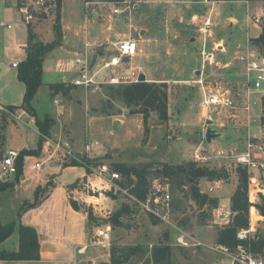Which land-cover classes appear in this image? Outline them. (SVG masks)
<instances>
[{
	"label": "rangeland",
	"instance_id": "374dc122",
	"mask_svg": "<svg viewBox=\"0 0 264 264\" xmlns=\"http://www.w3.org/2000/svg\"><path fill=\"white\" fill-rule=\"evenodd\" d=\"M83 1L62 0L59 19L63 34L65 33L67 39H65L64 46L58 47L63 35L59 28V36H56V31L53 28V14L48 13L49 8L54 11V6L47 5L48 8H38L34 4L35 0H0V74L10 67L12 60L22 58V53L17 54L13 47L14 44L25 41L28 26L36 41L44 44L57 41V45L47 53L44 59L42 85L39 87L33 101L37 117L42 119L44 116H49L55 123L49 126L48 133L45 136L53 142L62 145L68 144L70 149L75 151L71 147L70 137L73 135L76 139L85 141L86 135H89L92 140L98 141V145L93 146L88 153L90 159H93L95 163L106 164L111 171H117L115 170L116 165L148 166L149 191L157 182L160 186L165 182L169 183L168 186L172 196L170 219L173 225L188 231L207 245L218 243L217 234L222 227L213 222L212 210L208 206L202 208L198 206L191 196L188 185L179 186L175 180L160 179L156 177L155 169L162 162L175 165L193 162L192 152L201 144L213 158L206 164L198 166L217 172L220 175L221 184L216 190L209 192L208 187L216 177L204 176L198 180L199 191L210 197H217L219 204L231 205L230 197L239 182L238 166L234 162L233 154L243 150L248 129L258 134L259 126L257 123H251L248 128L243 112H236L231 109L217 114L209 112L201 106L200 86L197 82H194L197 75L191 73L192 68L197 67L198 63L201 62L200 40L197 39L192 43L185 40V45L190 46L188 49H183L182 42L177 41V35L180 36L181 31L176 22L187 9L189 11L188 18L191 19L195 14L192 11L196 8L204 12L197 13L198 23H202L204 15H211L212 37L238 40L244 48L247 38L249 37L248 44L251 45L250 38L258 33V28L260 29L264 23L251 22L249 26L246 24L247 12L250 15H261L263 9L261 0H207L208 2L185 0L183 3H172L169 5L170 8L165 7V13L162 14L164 17L161 19L160 15L156 18L154 14H146V6H142L143 4H139L136 10L132 8L134 3H141V0L128 1L132 5V9L127 15H122L127 22L122 24V28L128 30L129 23L133 24V30L135 27L138 29L140 26L146 24L150 26L152 24L154 33H159L158 41L152 44L141 43L143 50L141 55L139 54L134 61L135 65L141 69L145 79L149 81L157 80L156 83H161L159 82L161 80L166 81L167 89L163 90L167 91L168 94L169 119L166 121H162L155 111H150L147 118H145L146 114L139 107H134L133 112H130V110L127 112L123 103L108 98L109 90L105 85L93 86L87 89H74L70 84L64 83L63 88L58 91L57 98L50 94L47 84L66 77L55 71V64L67 58L74 61L76 56L71 48L78 49L83 42L82 34L74 37V30L83 26L84 23ZM209 1L217 3L211 4ZM21 2L28 4L35 15V20L29 25L23 24L21 21V15L17 9L18 3ZM118 2L109 3L105 6L104 11H111L112 7L119 6ZM89 17L87 18L89 20H87L88 30L93 33L100 31V34H104L107 24L98 27L96 23L90 22ZM1 24L5 26H1ZM7 24H10L11 28H7ZM66 25L67 28L64 27ZM186 29L189 28L186 26ZM197 33L199 32L197 31ZM197 33L194 32V35ZM88 36L91 37V35ZM135 36H137V33ZM4 47H7L10 51H2ZM195 47H199L197 51ZM207 48L208 46L206 47V57L209 53ZM223 62V65H210L206 58L202 80L206 85L224 87L223 89L229 90L238 105H241L244 82L241 80L245 79L243 65L241 63L237 64L232 59L233 73L239 79L229 81L226 77L229 68L225 63L226 61ZM180 79H187V81H181ZM258 96L259 94L254 92L251 99L259 103ZM54 98L58 100V104L53 102ZM60 100L66 106L62 111L59 110L61 108ZM258 103L252 106L251 113L253 116L258 114ZM59 111V118H56ZM232 112H235L236 116L231 118L232 120H228L227 117ZM15 113H21V111L10 109L8 112H2L5 125V141L3 143L0 138V159L2 154L9 148L17 151L27 148V150L34 151L33 154L26 155L32 157L26 158L24 156L22 165V173L26 176L27 181L34 183L35 177L32 175V165L42 155L45 138L40 134L35 120L29 113H23L20 120L12 115ZM116 120H119L120 126L117 130H113L112 124ZM209 120H211V123L208 125ZM207 127L219 134L209 142L205 139ZM38 142H40L39 145ZM82 152H84V148ZM83 156L86 157L85 154ZM69 157L63 156L61 151L58 152L53 159L43 164L40 176L52 175L56 173L58 166L61 167L71 161H77L75 158L68 161ZM89 164L93 165L92 163ZM81 170V168H75L64 171V180H73L80 174ZM47 183L52 186L53 177H50ZM47 183H45V186H47ZM122 185H129L123 175ZM49 186L39 190L40 196H43ZM78 186L84 187L82 181H76L74 187L77 188ZM44 189L46 190L43 191ZM4 191L9 192L10 188ZM4 191L0 192V202L2 206L8 207L12 194H7L3 198L4 194L2 193ZM102 191H104L103 195L99 196L97 193L94 195L91 191L87 193L86 189L81 193L73 190L75 203L79 207L81 206L86 213L91 211L93 218L96 219V224H92L95 225V229L106 225L111 226V230H109L111 248L107 250L97 246L98 249L92 255L93 261L90 264H110V250L112 248L118 249L135 245L151 247L153 244L169 246L171 264H229L224 256L215 253L208 247L185 248L177 245L175 242L176 229L174 227L154 219L142 211L140 207L130 203L123 194L109 190ZM248 193L249 188L247 187V197L250 203L248 217L249 215L252 217V224L256 229L255 236L264 237V215L257 208V204L261 203L260 194L264 195V176H261L260 182L251 189L250 199L254 203L249 199ZM92 195L96 198H92ZM17 197L20 198V195ZM92 204L96 205V210ZM125 206L128 207V211L122 212L118 224L113 226L114 221L112 219L114 215L124 209ZM6 213L2 212L0 219H6ZM109 217L111 223L108 222ZM95 229L90 232L91 241L96 239ZM16 235V233L11 235L5 241L6 245H11L13 241L16 242ZM119 254L120 252L116 251V256ZM122 264H152V262L149 261L147 253L139 252Z\"/></svg>",
	"mask_w": 264,
	"mask_h": 264
},
{
	"label": "built area",
	"instance_id": "2783aa9c",
	"mask_svg": "<svg viewBox=\"0 0 264 264\" xmlns=\"http://www.w3.org/2000/svg\"><path fill=\"white\" fill-rule=\"evenodd\" d=\"M119 6L112 8V12L116 14H126L131 12L132 5L128 0L118 2ZM214 4V1H210ZM34 4L38 7L48 8L45 0H35ZM18 12L21 15L23 24L29 25L35 20V15L32 13L30 6L21 2L18 7ZM250 22L259 23L264 22V8L261 15H250L247 12L246 24ZM2 26H5L1 24ZM10 27L9 24L6 25ZM212 17L210 14L203 17L202 23L199 27V33L202 43L201 56H202V69L206 64V45L209 37H211ZM110 46V52L100 60L99 63L95 62L93 67H90L92 60V49L95 47ZM140 52L138 42L132 37L117 39L114 41H106V43H96L95 45L84 42L83 49L76 53L73 61L75 72L69 83L76 87H89L99 86H118L121 84H132L140 81V76L143 75L141 69L135 65L133 59ZM127 58V60H125ZM236 61L243 65L245 71L244 88L242 95V103L238 102L227 89L221 87L206 85L202 79L196 82L200 86L201 92V106L206 108L209 112L221 114L225 110L241 111L245 115V122L247 127L251 123H257L259 126V133L251 132L248 129L245 146L243 150L233 154L234 162L237 166L242 167L248 174V188L249 199L251 198V189L260 182L261 176H264V52L259 51L252 44H247L240 50L236 57ZM17 66V63H13ZM102 72V74H101ZM256 92L259 96V103L251 99V95ZM54 103L58 104V100L54 99ZM259 106L258 114L253 116L252 106L257 104ZM10 109L0 105V111L8 112ZM24 110L21 113L12 114L17 120L21 119ZM235 112L229 116L234 118ZM261 136V137H260ZM44 144L42 155L37 159L33 165V171H40L43 164L54 158L58 152H62L63 156L68 157V161L72 158L77 159L84 167H89V172L103 181V186H97L92 183L86 185V192H93L95 195L102 196V190L113 191L114 193L123 194L133 205L141 208L154 219L170 225L176 229L175 242L185 248H201L208 247L215 253L224 256L229 264H264V255L253 250L252 242L256 240V229L252 224V217H248V226L241 228L237 231V238L239 243L230 248L226 245L215 243L214 245H207L202 242L198 237L173 225L170 219L172 210V196L167 182L160 186L159 182L153 186L145 198L140 199L131 190L135 187V183L128 186L122 185V175L117 171L109 170L104 163L88 165V155L93 146L98 145L97 140H92L89 135H86L84 141V152L78 156L76 151L70 149L69 145H62L61 143L53 142L50 138L43 135ZM52 148V149H50ZM85 154L84 160L80 158ZM221 152L219 153V155ZM19 151L9 148L1 156L0 159V182L8 178H14L17 172V158ZM192 161L197 165H203L209 162L213 157L200 145H198L192 152ZM227 157V156H223ZM163 179V178H162ZM167 179V178H165ZM221 184V179L216 178L209 185L208 191L213 192ZM96 198V196H91ZM252 202L253 200L250 199ZM254 203V202H253ZM96 210V205L92 204ZM213 222L220 227L229 224L235 213L231 210L230 205L218 204L217 207L212 209ZM96 239L93 245L110 249V227H96ZM84 246V248H86Z\"/></svg>",
	"mask_w": 264,
	"mask_h": 264
},
{
	"label": "crops",
	"instance_id": "0c3cea01",
	"mask_svg": "<svg viewBox=\"0 0 264 264\" xmlns=\"http://www.w3.org/2000/svg\"><path fill=\"white\" fill-rule=\"evenodd\" d=\"M203 1L208 2L207 0H203ZM140 2L141 3L138 2L134 3L132 8L136 10V7L138 8L139 4H143L142 6H146L145 7L146 14L151 13L154 14L155 17L160 15V19H161L164 17L162 16V14L165 13V7L170 8L169 5H171L172 3H177V4L183 3L185 2V0H141ZM109 3L111 2L98 1V0L83 1L84 23L83 26H80L78 29L74 30V37H77L81 34L83 35V42L78 49L75 48H71V49L73 50V53L76 56V53L80 52L83 49V45L85 41H88L89 43L95 45L96 43H106V41H114L117 39L132 37L137 40L138 48L140 50L138 55L133 59L134 61L139 56V54L141 55V51L143 50V47H141V43L152 44L153 42L158 41L159 33L158 32L154 33V30L152 29V24H150V26H148L147 24H146L147 26L146 25L140 26L138 29L135 27L133 30L134 27L133 24L129 23L128 30L123 29L122 24L127 23L124 17L122 16L123 14L113 13L112 12L113 7L111 8V11L109 10L104 11V9L106 8L105 6H107ZM87 12H88V16H87ZM188 12L189 11L187 9L185 13L183 12V15L181 14L177 19L176 23L179 26V30L181 31L180 36L177 35L178 37L177 41L182 42V45L184 46L183 49H188L190 45L189 46L187 44L185 45V40L189 41V43L195 42L197 39L200 40V48L195 47V50L197 51L199 48L200 56H201L202 43H201L200 33H197V31L199 32V27L201 25V22L198 23L197 21L198 18L196 17V15L197 13L200 14V12L202 11L194 8V11H192V13L195 14L191 19L188 18ZM52 14L53 11L50 15ZM205 16L206 15H204V17ZM88 17L90 19V22L94 24L96 23L97 24L96 26L98 27H102L104 24H107L105 33L100 34V31L94 33L92 31H89L87 28ZM250 23L247 24V26H249ZM186 26L189 29H186ZM64 27L67 28V25ZM7 28H11V27H7ZM60 29L63 36L60 41V44H58V47L64 46L65 39H67L65 33L63 34L61 22H60ZM260 31L261 28L260 29L258 28V33L253 37L258 36ZM133 32H136L137 36H135L136 33ZM194 32H196L198 35L197 34L194 35ZM88 35H91V37H89ZM27 36L28 34H26V39L24 42L16 43L14 44L13 47L14 50L17 52V54L22 53V58L12 60L10 67L2 71L0 74V105L7 108L13 106L15 107L13 110H20V111H22V108H19V106L22 104L23 101L25 86L24 83L18 79L17 71H18V64L21 61H23L26 57ZM248 39L249 37L247 38L246 45L248 44ZM73 41H75V39H73ZM207 46H208L207 52H209L207 53V62L210 63V65H223L224 64L223 61H226L225 63L229 68L226 76L228 80L236 81V79H239L233 73L234 65L232 59L235 62H237L235 57L237 53L240 50H242L241 48H243L241 42H239L238 40H230L229 38L224 39L217 36L214 38L211 36L207 41L206 47ZM3 50H5L6 52L10 51L8 50L7 47H4V49L2 48V51ZM108 52H110V46L107 45L103 47L94 46V48L92 49V57L93 55H96L95 62L99 63L100 60H102V58L105 57ZM46 55L44 56V59ZM13 63H17V66H13L12 65ZM43 63H42V70H43ZM237 64H239V62H237ZM55 71L58 74H62L63 76L64 75L66 76L61 80H55L47 84V88L50 94H52L55 98H57L56 96L58 95V93L54 94L53 91L49 88V85L53 83L70 84L69 80L72 78L75 72L73 60H68L67 58L63 61L62 60L58 61L55 64ZM204 71L205 70L202 69V56H201V62L198 63L197 67H194L191 70V73L197 75L195 77L194 82H196L199 79H203ZM180 80L187 81V79H180ZM146 81L158 82L157 80L149 81L147 79ZM159 82L166 83V81L163 80ZM70 85L74 89H85L83 87L73 86L72 84ZM106 86L107 85H105V87ZM243 88H244V82H243ZM33 101H32V105H33ZM60 102H61V108L59 110L62 111V109L64 110V107L66 106L62 100H60ZM60 111L56 118H59ZM0 113H1L0 138L1 141L4 143L5 125H4L2 111H0ZM23 113H27V112L24 111ZM30 116L34 120L35 117L32 115ZM227 119L232 120L229 117H227ZM69 141L71 143V147L74 148L76 153H82V149L84 148V142H83L84 140L76 139L75 136L72 135ZM238 152L239 151H237L236 153ZM28 157H32V156H26V158ZM75 168L82 169L80 174L73 180H64L63 172L66 170H73ZM40 171L37 172L33 171L32 175L35 177L34 183L27 181V178L23 173L18 180H14L15 179L14 177V178H8L7 180L3 181V182L13 181L14 186L10 188L9 192L4 191V193H2L4 194L2 196L3 198H5L7 194L8 195L12 194L10 196V202H8L9 205H7L8 207L2 206L0 202V217H2V212L6 213L8 211L6 213V219L1 218V220L3 219L2 220L3 223L9 221H17L18 223H21L23 225L31 226L36 230L38 235L39 247H40V258L38 260H32V261L0 260V264H90V262L93 261L92 255L95 253V250L98 249L97 246L92 244L93 241H91L90 238V232L91 230L95 229V225L89 224L87 213L83 210L81 206L79 207V209H75L72 207L70 203V199L73 198L75 199L73 190H76L78 193H81L86 188V185H88L89 183H92L97 186H103V181L98 177H96L94 174H91V172L87 171L83 165H75V166L62 165L61 167L58 166L56 173L49 175L47 177L40 176ZM50 177H53V184L52 186H49V189L43 194V196H40L41 194L39 192V197H38L39 200L36 206L22 210L21 207L24 203H32L34 201V193L36 188L37 187L43 188L45 186V183L49 181ZM77 180L82 181V185L84 187L81 188L78 186L77 188L73 187L71 189V185L75 184ZM19 195L20 198L17 197ZM108 227H110L111 230V226ZM14 233L17 234V232ZM16 237H17L16 242L13 241L11 245H6L5 243V241L7 240L6 239L3 243L0 244V248H4L6 250H16L18 247V234L16 235ZM86 245L87 247L84 248V246Z\"/></svg>",
	"mask_w": 264,
	"mask_h": 264
},
{
	"label": "trees",
	"instance_id": "16d2710c",
	"mask_svg": "<svg viewBox=\"0 0 264 264\" xmlns=\"http://www.w3.org/2000/svg\"><path fill=\"white\" fill-rule=\"evenodd\" d=\"M86 1H95V0H86ZM105 2H118L122 0H98ZM233 1V0H229ZM62 0H49L46 3L47 5L54 6L53 17L54 23L53 28L56 31V36H59L60 28V7ZM262 6L264 8V0H261ZM20 4V3H18ZM27 45H26V57L23 61L18 64L17 77L20 81L24 83L25 91L23 95L22 104L19 108L26 111L30 115L34 116L35 124L38 127L40 134L45 135L48 133L49 126L53 125L54 121L49 116H44V118L39 119L36 116L35 109L32 105V101L42 84V63L44 56L50 50H52L56 45L57 41H53L49 44H44L35 40V36L32 31L27 27ZM250 43L255 46L259 51L264 52V23L261 26V31L258 36L250 38ZM63 83H53L49 85V88L53 93H58L60 89L63 88ZM108 87V98L116 99L124 104L126 108L133 112L134 107H139L141 111L147 114L150 111H155L158 113L159 118L162 121L169 119L168 112V94L165 88L167 89V83L161 82H148V81H139L132 84H121L118 86H107ZM14 109L15 107H9ZM40 142H38V145ZM34 151L23 149L19 151L17 158V172L15 174V179L18 180L22 175V165L23 158L26 155L33 154ZM84 160V156L80 158ZM88 165L92 163L99 164L101 162H96L93 159H88ZM65 165H82L79 161H71ZM85 169L89 171V167L85 166ZM237 171L239 173V182L236 186L235 191L232 193L230 200L231 210L235 213L232 221L218 230L217 242L222 245H226L230 248H234L240 241L237 238V231L241 228L248 226V208L249 201L247 197V187H248V174L245 169L238 166ZM115 170H117L121 175H123L127 182L135 183V188L132 190L140 199L145 198L146 194L149 192L150 186L148 183V166H135V165H116ZM156 177L168 178L171 181H176V184L188 185L191 192L192 198L198 204L200 208L208 206L209 209H213L218 206L219 199L217 197H210L207 194L200 193L198 188V180L204 176L209 178H219V174L215 171H210L207 168L198 166L194 162H187L184 164H169L166 162L159 163L155 169ZM50 184L47 183V188ZM52 185V184H51ZM14 182H0V192L12 188ZM74 187V184L71 185ZM40 187H37L34 193V201L32 203H24L21 209H28L36 206L38 203ZM44 189L43 191H45ZM261 203L257 204V208L260 210L261 214L264 215V195L260 194ZM70 203L73 208L79 209V206L75 203L73 199H70ZM128 211V207L125 206L124 209L117 212L112 223L113 226L118 224V220L122 212ZM88 222L90 225L96 224V219L93 218L91 211L87 213ZM111 221L109 217L108 222ZM111 223V222H110ZM102 224V223H101ZM14 232L18 234V247L16 250H6L0 248V260H38L40 258V247L38 241V235L36 230L28 225H23L17 221H9L3 223L0 219V244L8 239ZM112 246V245H111ZM253 250L255 252L261 253L264 255V237H258L255 241L252 242ZM111 248V247H110ZM116 251H119L120 254L116 256ZM143 253L149 255V261L152 264H171V254L170 248L168 245L162 244H153L151 247L148 246H124L118 249L112 248L110 250V264H122L127 262L133 255L137 253Z\"/></svg>",
	"mask_w": 264,
	"mask_h": 264
},
{
	"label": "water",
	"instance_id": "95a60500",
	"mask_svg": "<svg viewBox=\"0 0 264 264\" xmlns=\"http://www.w3.org/2000/svg\"><path fill=\"white\" fill-rule=\"evenodd\" d=\"M48 13L49 14L52 13V8H49L48 9ZM95 59H96V55H93L92 61H91V64H90V67H92L94 65ZM125 60H127V58H125ZM144 80L146 81L145 76L144 75H141L140 76V81H144ZM126 111L129 112V109L126 108ZM207 123L209 125L211 123V120H209ZM119 126H120L119 120H116L112 124V129L113 130H117ZM217 135L218 134L215 133V131H213L212 129H210V127H207L206 128V131H205V139H206L207 142L211 141V139L214 138ZM77 155L78 156H81V153H77Z\"/></svg>",
	"mask_w": 264,
	"mask_h": 264
}]
</instances>
